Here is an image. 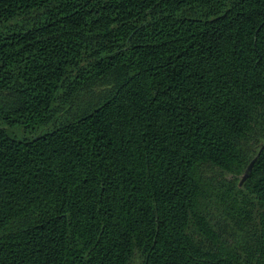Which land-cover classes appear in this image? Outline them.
<instances>
[{"label": "trees", "instance_id": "16d2710c", "mask_svg": "<svg viewBox=\"0 0 264 264\" xmlns=\"http://www.w3.org/2000/svg\"><path fill=\"white\" fill-rule=\"evenodd\" d=\"M0 264H264V0H0Z\"/></svg>", "mask_w": 264, "mask_h": 264}]
</instances>
